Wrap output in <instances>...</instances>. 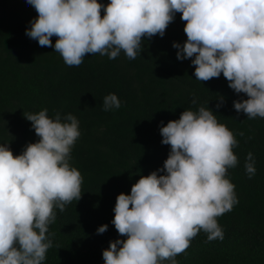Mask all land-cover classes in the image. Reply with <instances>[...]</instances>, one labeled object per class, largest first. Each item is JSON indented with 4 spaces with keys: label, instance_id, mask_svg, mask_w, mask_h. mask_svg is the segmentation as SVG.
<instances>
[{
    "label": "clouds",
    "instance_id": "clouds-1",
    "mask_svg": "<svg viewBox=\"0 0 264 264\" xmlns=\"http://www.w3.org/2000/svg\"><path fill=\"white\" fill-rule=\"evenodd\" d=\"M37 13L26 35L54 47L69 67L89 54L132 60L144 39L164 36L177 13L186 41L173 42L177 59H191L201 82L221 74L235 93L237 113L264 118V0H27ZM55 37L53 46L52 38ZM191 103L195 104V98ZM115 93L103 110L119 109ZM221 104H217L219 108ZM39 139L14 154L0 143V264H43L53 246L49 226L82 196L83 175L70 161L80 122L48 110L23 113ZM162 144L170 145L163 167L141 175L130 194L116 197L114 225L119 237L102 252L104 264H178L203 231L207 241L223 239L219 217L238 203L228 170L239 163L236 133L209 107L185 109L163 124ZM243 136V132L240 133ZM251 178L255 161H245ZM164 174H158V173ZM102 224L97 232L107 231Z\"/></svg>",
    "mask_w": 264,
    "mask_h": 264
},
{
    "label": "trees",
    "instance_id": "trees-1",
    "mask_svg": "<svg viewBox=\"0 0 264 264\" xmlns=\"http://www.w3.org/2000/svg\"><path fill=\"white\" fill-rule=\"evenodd\" d=\"M100 2L106 5L109 0ZM36 16L27 0H0V143H8L18 155L39 139L23 113L43 108L53 118L57 112L62 117L72 113L81 135L70 163L84 178L81 198L63 212L56 209L57 218L49 226L55 233L53 246L43 264H104L102 252L109 242L125 238L111 223L117 195L130 194L132 184L162 168L168 156L170 145L161 142V122L166 125L185 109L201 106L212 109L236 133L239 163L228 175L238 203L219 217L223 239L209 242L201 231L176 260L264 264V118L237 113L234 101L247 96L235 93L223 74L201 82L195 79L191 59H177L173 42L187 39L181 14L163 37H146L135 59L123 52L115 59L89 54L78 67L67 66L54 47H41L26 35ZM109 93L118 96L119 109L103 110ZM249 153L256 169L251 178L245 169ZM102 224L108 229L100 234Z\"/></svg>",
    "mask_w": 264,
    "mask_h": 264
}]
</instances>
